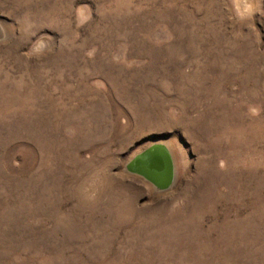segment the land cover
Here are the masks:
<instances>
[{"label":"rangeland","instance_id":"1","mask_svg":"<svg viewBox=\"0 0 264 264\" xmlns=\"http://www.w3.org/2000/svg\"><path fill=\"white\" fill-rule=\"evenodd\" d=\"M0 264H264V0H0Z\"/></svg>","mask_w":264,"mask_h":264},{"label":"water","instance_id":"2","mask_svg":"<svg viewBox=\"0 0 264 264\" xmlns=\"http://www.w3.org/2000/svg\"><path fill=\"white\" fill-rule=\"evenodd\" d=\"M126 171L144 179L159 192L169 191L175 184L174 159L162 143L153 144L136 155L126 165Z\"/></svg>","mask_w":264,"mask_h":264}]
</instances>
